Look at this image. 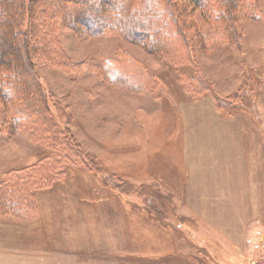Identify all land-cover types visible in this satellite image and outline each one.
<instances>
[{
  "label": "rangeland",
  "instance_id": "obj_1",
  "mask_svg": "<svg viewBox=\"0 0 264 264\" xmlns=\"http://www.w3.org/2000/svg\"><path fill=\"white\" fill-rule=\"evenodd\" d=\"M250 2L238 6L233 40L199 10L180 15L175 39L182 29L193 52L178 45L179 61L112 33L80 38L42 15L44 4H32L39 18L32 41L84 62L86 73L68 78L36 48L32 63L47 103L65 114L67 132L48 141L28 129L30 119L12 132L0 105V193L11 181L40 179L37 167L58 174L30 191L21 213L0 212V264H264V0ZM29 12L20 28L30 33ZM211 35L218 39L204 50ZM119 52L158 87L134 94L90 74ZM55 138L60 144L48 145Z\"/></svg>",
  "mask_w": 264,
  "mask_h": 264
},
{
  "label": "trees",
  "instance_id": "obj_2",
  "mask_svg": "<svg viewBox=\"0 0 264 264\" xmlns=\"http://www.w3.org/2000/svg\"><path fill=\"white\" fill-rule=\"evenodd\" d=\"M250 1L252 0H0V105L4 106L8 113L7 120L11 131H20L24 128L23 123L30 119L28 129L36 127L37 132L45 133L46 136L56 135L57 131L67 132L64 126H61V119H65V114L57 104L51 107L48 105L47 99L51 95L44 86L42 78L34 72L32 61L38 54L37 51L35 52L36 48L41 49L39 55L44 59L47 58L50 64L61 68L68 78L74 79L86 73L83 69L84 62L70 61L59 48L54 45H51V48L47 47L40 39H35L38 41L37 46L35 40L32 41L36 33V21L39 20L38 17L33 19L35 14L33 3L44 4L49 10L47 13L43 12L45 9L41 10L42 15L49 14L52 20L70 28L80 38L112 33L125 41L141 46L148 53L179 61L176 58L178 45L182 44L188 54L193 52L189 38L182 29L179 30L180 39H175L173 32L176 30L173 27L179 29L183 23L178 18L180 15L190 17L194 11L199 10L215 32L223 30L226 38L233 40V36L236 37L235 24L243 14L239 8L243 5H251ZM26 8L29 9L30 18L33 19L30 21V26L33 25L30 33L29 30L23 31L20 28ZM210 37L218 39L213 35L203 38L201 45L204 50L208 48V44L206 46L205 43ZM47 48H49L48 52L50 51L48 55ZM93 65L94 71H90L91 75H97L104 83L118 86L134 94L152 92L158 87L155 78L148 73V69L141 66L129 54L119 52L117 58L96 62ZM202 90L207 89L202 86ZM213 99L221 102L220 97L215 93ZM23 106L26 107V111H23ZM55 114L60 118V123L55 120ZM49 138L47 136V141ZM58 144L60 141L57 138L52 143H48V145ZM45 167H37V173L41 172L40 179H26L24 185L13 181L9 182L8 186L5 185V189L0 193V212L21 213L23 203L27 202L25 200L30 196L33 197L30 191H33L34 187L41 186L49 176L53 178L58 175L56 173L47 175ZM48 167L50 168V165ZM29 204L28 201L26 205Z\"/></svg>",
  "mask_w": 264,
  "mask_h": 264
},
{
  "label": "crops",
  "instance_id": "obj_3",
  "mask_svg": "<svg viewBox=\"0 0 264 264\" xmlns=\"http://www.w3.org/2000/svg\"><path fill=\"white\" fill-rule=\"evenodd\" d=\"M213 121V123H214V128H212V133H215V135H217V134H219V131H220V129L217 127V122H215V120H212ZM201 129H199L198 131H200ZM202 132V131H201ZM197 142H198V140H197ZM199 143V142H198ZM199 147L200 146H198V148H197V150L199 149ZM220 173V172H219ZM220 175L221 176H226V173H220ZM196 184L197 185H201V184H204V182L203 181H201L200 179H198L197 181H196ZM198 190H201V188L199 187V189ZM207 190V186L206 185H204L203 186V189L201 190V192H205ZM148 227H149V232L151 231V228H152V224L151 223H149V225H148ZM188 228H186V227H182V230L183 231H188L187 230ZM155 230H158V224L157 225H155ZM190 233H192L194 236H197V238L199 239V240H206V237H204L200 232L198 233V234H194V232L193 231H190ZM156 237H157V235H155ZM153 244H155L154 242H152V246H153ZM156 245V244H155ZM157 246V245H156Z\"/></svg>",
  "mask_w": 264,
  "mask_h": 264
},
{
  "label": "bare ground",
  "instance_id": "obj_4",
  "mask_svg": "<svg viewBox=\"0 0 264 264\" xmlns=\"http://www.w3.org/2000/svg\"><path fill=\"white\" fill-rule=\"evenodd\" d=\"M197 143V142H196ZM199 146V145H198ZM130 220L132 221L131 223H133V224H136V225H142L143 227L146 225V224H144V222L145 223H147V224H149V222L148 221H145V220H142V218H138V217H136V216H134V215H130ZM142 227V228H143ZM141 231V230H140Z\"/></svg>",
  "mask_w": 264,
  "mask_h": 264
}]
</instances>
